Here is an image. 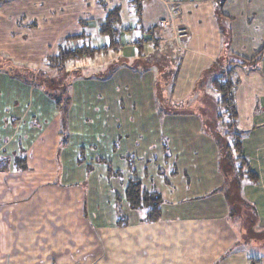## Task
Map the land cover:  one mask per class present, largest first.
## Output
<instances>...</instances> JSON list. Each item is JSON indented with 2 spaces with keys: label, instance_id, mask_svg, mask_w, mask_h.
<instances>
[{
  "label": "crops",
  "instance_id": "1",
  "mask_svg": "<svg viewBox=\"0 0 264 264\" xmlns=\"http://www.w3.org/2000/svg\"><path fill=\"white\" fill-rule=\"evenodd\" d=\"M113 1L116 4L110 5ZM173 1L106 0L104 3L111 2L107 8L98 7L99 19L104 20L107 11L119 8L114 20L126 31L133 25L132 31L121 34L116 58L103 67L99 79L83 77L85 80L72 90L65 145L61 144V112L45 87L25 75L21 78V70L18 76L0 68V264L40 263L36 255L42 249L52 255V247L53 264H252L251 254L239 249L244 244L232 222L236 204L224 191L217 144L211 134L204 133L200 113L158 107L164 100L156 95L155 87L164 82L167 102L185 104L195 88L213 87L219 63L223 73L227 69L232 72V66L234 73L240 74L238 94L243 108L248 109L254 98L260 101L259 111L248 116L250 124L239 122L248 128V134L239 130L241 135L250 139L253 134L259 136L253 149L244 141V155L256 152L257 145L258 151L264 152V141L259 140L264 136V53L257 63H245L264 48V0H175L191 32L188 39L179 42L160 26L168 17V3ZM1 9L0 57L11 60L27 46V33L34 24L37 27L29 42L39 47L37 32L55 14L54 0H15ZM47 13L53 19L45 17ZM98 21L89 20L84 29L87 46L90 40L100 47L110 44L109 38L99 34L101 24L93 25ZM10 48L17 49L18 55ZM47 53L40 51L39 56ZM120 55L128 61L145 59L148 63L159 56L163 62L134 67L128 62L122 65ZM21 56L28 55L23 52ZM33 63L37 69L42 67L40 58ZM193 99L202 103L203 98ZM233 103L236 120L241 121L243 108H238L235 100ZM16 158L25 159L32 170H50L55 177L61 169L64 187L89 183L92 179L86 167L96 159L110 161L123 173L134 166L139 182L162 197L161 218L154 223L144 221V211L130 210L123 202L126 182L117 181L110 189L100 174L97 183L104 191L92 190V196H87L85 209L79 213L83 222L27 224V205L38 195L33 186L39 187L44 179L37 175L28 187L27 173L18 171ZM81 159L85 163H80ZM250 165L258 173V184L245 180L240 198L261 210L264 160L259 164L250 161ZM5 167L17 171L8 172ZM92 188L96 190V186ZM251 189L257 193L259 189L260 194L247 195ZM115 196L123 204L122 215L128 220L125 226L117 224ZM55 214L62 215L58 208H54ZM77 229L82 231L81 238L74 239Z\"/></svg>",
  "mask_w": 264,
  "mask_h": 264
},
{
  "label": "rangeland",
  "instance_id": "2",
  "mask_svg": "<svg viewBox=\"0 0 264 264\" xmlns=\"http://www.w3.org/2000/svg\"><path fill=\"white\" fill-rule=\"evenodd\" d=\"M12 1H15V0H9L6 3H10ZM104 1L106 0H54V9H52L55 11L54 19L51 18L50 13H47L45 17H49L53 20L51 22H49V20H46L43 26L41 25L42 30L37 32L39 47L38 46L34 47V42H29L33 40V37H31V34L34 31L33 28L37 27V25L34 24L30 27L31 30H29L27 33V38H28L27 46L25 47L23 45V48L19 49L21 50L19 52L20 56L14 57L16 59L12 57L13 58L12 60L8 59V57L6 56H4L5 58L2 56L0 57V68L1 69L6 68L11 74H16L18 76L21 73H24L20 75L21 78H23L24 77L23 75H25V77L28 80H32V82L36 84H40L41 86H44L45 89L48 91V94H50L51 98L57 100L58 103L59 102L62 103L61 106L65 107V104H66V107H68L67 115L65 116L63 115V111L61 112V123H62L61 127H62V135H63L61 137L62 145H65L67 138H68L67 137L68 134L66 133V131H67V126L69 122V117H68L69 116V103H70L69 100L72 95V90L73 89L76 90V87L80 85L79 83L85 80L84 78L88 79V77H90V79H99V77H101V75L103 74L102 73V71H104L103 67L107 65L109 66L111 62L112 63L114 62V59L116 58L115 51L119 48V46L116 48L109 44L107 46L102 45L100 47L97 44L98 43L97 42L96 43L97 47H99V49H102L99 55H97L93 59H83L80 61L71 62L66 66L65 70L63 71L54 70V67H53L54 64H52L53 63L52 59L54 58L55 55L59 53L61 49H64L66 47L73 46L74 48V46L75 47L87 46L86 40L88 38L86 37L84 33V29H86V26L89 20L98 21L99 15L101 13L100 8L98 7L107 8L109 6L108 4L111 3V2L104 3ZM4 4L0 5V10H2L1 7ZM114 4H116V1H113V3L110 5H114ZM176 4H178V2L175 0L172 3H168V8H167L168 17H170V14L172 13H173L172 16L174 17L169 27L165 29L162 28V29L169 31L170 34L172 35V39L176 42H179V41L188 39L191 36V32L189 28L185 25V22L181 18L182 12H181L180 6ZM67 6H69V8H66ZM174 10H177L178 16L175 14L176 11ZM107 13H108V16H106L107 18L105 20L103 17L99 19L98 22H95L93 25H97L100 23L101 25L99 26V28L100 27L104 28V23H106L108 20L113 19V17H115V9L113 8L110 10V12L107 11ZM129 14H130V11H129ZM115 25L116 23H114V26ZM131 26L133 25L130 24L128 25V27H126L128 29L127 31L124 29L122 24H120L116 28H120L125 33V32L132 31ZM182 29L183 30L186 29V33H185L186 37L179 36L178 31ZM66 33L68 35L63 36ZM72 33H75L76 35H73ZM47 37L49 38L54 37V40H43L44 38H47ZM90 41H91L90 46H93L94 41L92 40ZM50 44L52 45V48L50 47ZM47 46L49 48H46ZM10 49H12V51L14 53L16 52V55H18L17 49H13V48H10ZM263 49H261V52H263ZM34 51H36V55H34ZM40 51L42 53H46V52L48 53L46 55L44 54L43 57H40L39 56ZM23 52H26L28 56L27 57L21 56ZM151 56L153 57V54ZM39 58H40V63H41L39 67L41 66L42 67L37 69L36 67L37 62L36 63H33V62L36 60L38 61ZM120 58H121L120 62L122 63V65H125L126 62H128L134 67L135 66L136 67L146 66L148 64L152 65L153 62H155L153 64L157 63L158 65H160L163 62V58L159 56H155L156 61L152 60L151 61L152 63L151 62L148 63V61L145 59L141 61H136L134 58L128 61V58H125L123 56L121 57V55H120ZM14 60L22 61V62H19V63L14 62ZM26 60L28 61L26 65H24L23 62H25ZM29 61H32V63H28ZM26 66H27V69L22 70ZM218 69L219 71L224 70L222 63L218 64ZM20 70H21V73H20ZM231 70L232 72H228V69H227L225 70L224 73L221 71L220 72L218 71V76L221 77V74L223 73L222 75L228 78V75L231 74V78L235 86L234 91H233L234 100L238 108L239 106L243 108L244 105H243L242 99L240 98V95L238 94L241 91V87H242V84L238 82L240 74L238 72L234 73V69L232 68V66H231ZM206 76L207 78H210V74H207ZM245 78L247 80V75L245 76ZM246 80L244 81L246 82ZM163 84L164 82H160V84L155 87L156 95L162 96V99L164 100L163 102L159 103L158 107L169 109L171 112H184V113H188L192 115L200 113L203 119L202 125L204 128L206 127V130H204V133L211 134L212 138L214 139V142L218 146L220 170L223 174L222 167L224 165L226 167L225 172L229 174L228 178H225L224 176V182H225L224 191L227 195V192H229L230 191L229 189H231L232 191H231V194L229 195V198L236 201L235 210L232 211V213H234V219H233L234 221L232 222H233V225L238 235L240 236L239 237L240 240H242L241 244H244V245H240L239 249L245 251L246 253L251 254L252 258H254L256 261V262H252V264H264V258H263L264 257V230H262V228H264V207L263 209L261 207V210L259 208H256V209L255 208L254 209L244 208V206L242 205L244 200H242L239 197L240 195L236 192V188H237L236 181H238V179H237V175L235 174L234 160L233 159L226 160L224 158L221 159L222 152L220 151L222 149L221 146L223 144H226V143L234 144L235 143V137H236L235 134L239 133V130H241L242 132H245V134H248L246 131L248 130V128H245L244 125H240L239 122H245V123L249 122L248 125L250 124L251 119H249L248 116L249 115L252 116L255 112L259 111V108H260L259 98L258 99L254 98L252 101V105H250L248 109L243 108L241 111L242 120L238 121L235 119V121L237 122L234 123L233 118L230 119L227 115L225 116L226 111L221 110V106L219 107V105H216L217 94L216 93L211 94L212 92L211 88L210 89L195 88L194 90H192L194 91V93L192 94V98L188 99V101L186 98L185 104L177 105L172 100L171 102H167L166 100L167 90L164 88ZM183 90L186 91V89H183ZM194 97L195 98L199 97L200 99L203 98L202 103L195 102L196 99H193ZM67 98H69L68 104H67ZM246 111H248V113ZM221 113H224V116H225L224 120L222 119L220 120L218 118V115H220ZM224 121H226L225 124H224ZM86 122L88 124H91V120L90 121L88 120ZM227 123L228 125L229 123L233 124L232 128H228V125H226ZM237 123H239L238 129L236 125ZM226 132L227 133L229 132L232 135H229L227 137L225 135ZM239 134L241 135L242 133H239ZM258 137L259 136L257 134H253L251 139L250 137L248 138L247 136H243L241 138H242L243 144L245 141L246 144L248 143L247 146H249L250 149H253L254 144L256 145L255 141ZM259 140H261V142L264 141V136H262ZM261 144H262L261 145L262 147L264 143L262 142ZM256 149H257L256 152L252 150L250 153H247L248 154L247 159L250 160L249 157L251 156L250 161L256 162V163L258 162L259 164L260 161L264 160V152L258 151L259 150L258 145L256 146ZM247 154L244 155V152H243L242 156L247 157L246 156ZM80 161H81L80 163L82 164L85 163L84 159H81ZM90 163H91L90 166L86 167V173L90 174L88 175V177L91 176L90 179H92L90 180L89 183H82V184L76 183L68 187H64L65 185L62 186L63 183L61 182V180L64 181L65 178L62 177L61 179L60 177L62 175L61 169L59 171V175L55 177V175L52 174L50 170H45V169L42 170L40 168H38L37 170L35 169L32 170L27 164V161L25 159L22 160V158H20L19 160L18 158H16L15 164L19 165V169H20V170L18 169L17 170L20 171L21 174L27 173L25 175H27L28 187H30L29 182H31L32 179H35L36 177L38 178L37 175H42L43 176L42 178L44 179L41 181L42 185H40L39 187L37 186L35 188L36 185L33 186V189H35L38 192V195L36 196L34 200L35 202L33 201V203H31L30 205H27L28 210H26V217L24 215L25 217L24 220H26V223L27 224L37 223V224H41L42 226H46V224H50V223L54 225V222H56V224H59L61 222L66 223V224H72V223L78 224V223L83 222L82 214L79 216V213L83 209H85V203L87 201L86 200L87 196L88 195L92 196V190L96 191L97 193L104 191V190L102 191L101 189L99 190L100 184L97 183L99 181L97 177L100 174L104 175L105 181L108 183V187H110V189L113 188V184L117 183V181L122 180L123 183L126 182V188L130 180L139 181L135 176L137 169L134 168V166L130 167L128 171H125V173H123L122 170L120 171L114 167H111L112 168L111 169L110 165H112V163L107 160L96 159ZM5 170H8L9 172L11 170V167L10 168L5 167ZM15 170L16 169L14 168L11 171L15 172ZM253 170L257 173L255 168ZM37 183L38 182H36L35 184ZM141 185H142V189L144 192H147L148 194H152V195H158L156 192H153V191L149 192L142 183ZM93 186L94 187L96 186V190L92 188ZM33 189L29 191L30 194L32 193ZM256 190L253 189L252 191H248L247 195H249L250 193V195L258 196V194H260V190L258 189L259 191L258 193ZM96 192L95 194L97 197L98 194ZM158 196L161 197L160 195ZM236 197H238L239 199H236ZM258 198H256L257 202H258ZM96 200H97L96 203H98L97 198ZM161 200H162V197H161ZM92 202L93 200L91 198L90 203L92 204ZM123 202L127 204L130 210H134L132 207H130V205L126 201V197L124 198ZM114 204H115L114 208L117 214V224L123 225V226L127 225L128 220L122 215L123 204L121 200L119 199V196H115ZM54 208H58V211H60V214H62L61 217L58 216L57 214H55L56 216L54 215ZM138 211L142 212V210H138ZM144 214H145V211H144ZM73 218H74V222H72ZM144 221L147 222L146 218L144 219ZM79 233H82V231L80 229H77V232H75L73 235L74 239L81 238V236H79ZM52 249H53L52 255H49L47 252H45L46 250L44 251L42 249L41 254L40 255L37 254L35 257V259L41 260L40 263H34V264H53L54 248L52 247ZM259 259H262V261Z\"/></svg>",
  "mask_w": 264,
  "mask_h": 264
},
{
  "label": "trees",
  "instance_id": "3",
  "mask_svg": "<svg viewBox=\"0 0 264 264\" xmlns=\"http://www.w3.org/2000/svg\"><path fill=\"white\" fill-rule=\"evenodd\" d=\"M9 0H0V5L8 2ZM225 1V0H222ZM119 8L117 10H115L116 12H119ZM115 17H113V19L108 20L106 23H104V28L100 27L99 28V34L101 36H106L107 38H109V42L111 46L114 47H120V41H121V34L124 33L123 30H121L120 28H116L117 26H119L121 23H118V20H114ZM114 23H116V25L114 26ZM102 51V49H99V47H97L96 44H94L93 46H78L73 48L72 47H66L64 49H61L59 51V53L57 55L54 56L53 63L54 64V70L56 71H63L65 70L66 66L71 63V62H75V61H80L83 59H93L95 58L97 55H99V53ZM261 52V51H260ZM258 53L257 57L255 56L253 59L251 60H246L245 63H251V64H255L257 63V61H260L261 59V54L264 53V49L263 52ZM223 74V73H222ZM221 74V77L218 76V78H216L214 80L213 83V87L211 88L212 91L214 93L217 94V101H216V105H219V107L221 106V110H225L226 114L230 119L233 118L234 123L236 122L235 119L237 118V108L236 105L233 103V91H234V82L231 78V74L228 75V78L223 76ZM68 99L67 98V104H68ZM70 101V100H69ZM54 102L57 105V108L60 110V112L63 111V115H67L68 113V107L61 106V102L58 103L57 100L54 99ZM224 113H221L220 115H218V118L221 120H224L225 118ZM226 123V121H224V124ZM228 125V123L226 124ZM231 123H229L228 128H232ZM65 126V125H64ZM232 130V129H231ZM230 130V131H231ZM227 137L230 134L229 132L225 134ZM235 143H226L223 144L221 146V159H233L234 160V166H235V174L237 175V188H236V192L240 195V191L242 190V184L243 182L246 180L248 182H250L252 185H257L258 184V175L257 173L253 170V168L250 165V161L247 159V157H243V142H242V138L243 135L241 136L239 133L235 134ZM223 159V160H224ZM222 160V162H223ZM112 166L110 165V168ZM23 168V167H22ZM225 166L223 165L222 167V171H223V176H225V178H228V173L225 172ZM18 169V166H17ZM112 169V168H111ZM23 170V169H22ZM228 187V186H227ZM231 188V186H230ZM230 191L227 192V196L229 198V195L231 194V189H229ZM234 191V190H233ZM125 197H126V201L128 202V204L130 205V207H132L134 210H142L145 211V218L147 220V222L149 223H154L157 222L158 220H160L161 218V205H162V200L161 197H159L158 195H152V194H148L147 192H144L142 189V185L141 182L139 181H134V180H130L128 183V186L125 190ZM240 197V196H239ZM236 199H239L238 197H236ZM233 201V200H232ZM234 203L236 201H233ZM243 202V201H242ZM235 205V204H234ZM242 205L244 206V208H251L254 209V206L251 207L249 204L243 202ZM236 206V205H235ZM234 206V209H235ZM233 209V211H234ZM252 262H256L254 259H252ZM259 262V261H258Z\"/></svg>",
  "mask_w": 264,
  "mask_h": 264
},
{
  "label": "built area",
  "instance_id": "4",
  "mask_svg": "<svg viewBox=\"0 0 264 264\" xmlns=\"http://www.w3.org/2000/svg\"><path fill=\"white\" fill-rule=\"evenodd\" d=\"M174 11H176L175 14L178 16L177 10H174ZM172 14H170V17H167L161 21V23H160L161 28L165 29V28L169 27V25L172 22L173 17H174V16H172ZM185 33H186V29H184V30L182 29V30L178 31V34L180 37H186Z\"/></svg>",
  "mask_w": 264,
  "mask_h": 264
}]
</instances>
